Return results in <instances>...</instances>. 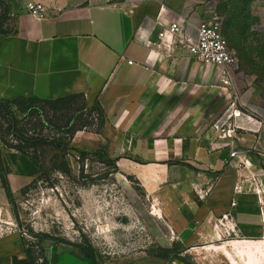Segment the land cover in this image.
Wrapping results in <instances>:
<instances>
[{
    "label": "crops",
    "instance_id": "0c3cea01",
    "mask_svg": "<svg viewBox=\"0 0 264 264\" xmlns=\"http://www.w3.org/2000/svg\"><path fill=\"white\" fill-rule=\"evenodd\" d=\"M47 7L44 19L28 2ZM14 32L0 39V99L81 95L104 117L77 135L102 151L153 199L194 264H264V105L248 79L196 59L179 39H198L209 17L188 0H5ZM264 30V0H254ZM179 22L181 33L161 32ZM243 116L230 117L234 110ZM13 192L40 164L2 145ZM0 171V213L8 203ZM254 248L252 255L241 250ZM249 249V248H248ZM255 255V256H254ZM170 264H187L179 258ZM0 264H31L23 235H0ZM53 264V263H52Z\"/></svg>",
    "mask_w": 264,
    "mask_h": 264
},
{
    "label": "rangeland",
    "instance_id": "374dc122",
    "mask_svg": "<svg viewBox=\"0 0 264 264\" xmlns=\"http://www.w3.org/2000/svg\"><path fill=\"white\" fill-rule=\"evenodd\" d=\"M188 3L221 17L230 49L240 60L239 75L250 80L264 105V30L256 9L251 6L242 38L227 30L229 0ZM210 5L214 10H209ZM11 28L12 22L7 21L4 30ZM41 106L42 113H23L12 106L8 116L0 114V136L18 142L7 123V117L16 115L20 134L22 130L28 137H59L69 146L38 145L31 150L43 162L41 174L18 193L11 189L12 196L8 195L6 209L0 213V232H20L36 264H44L45 256L53 264H170L180 254L177 238L167 221L153 213L152 197L104 152L88 151L81 140L74 141L85 132H102L105 120L100 108L87 106L82 98L57 111ZM83 151L89 153L85 158Z\"/></svg>",
    "mask_w": 264,
    "mask_h": 264
},
{
    "label": "trees",
    "instance_id": "16d2710c",
    "mask_svg": "<svg viewBox=\"0 0 264 264\" xmlns=\"http://www.w3.org/2000/svg\"><path fill=\"white\" fill-rule=\"evenodd\" d=\"M254 0H229L228 6H229V12L230 15L228 22H227V30L230 32L235 31L238 35H240L242 38H244L246 35L245 30L248 27L249 23V12L251 10V3ZM0 5L2 7V12L0 15V39L3 34L12 33L14 32V28L4 30V25L7 21L10 20V16L8 14V8L5 3V0H0ZM233 34V33H232ZM235 36V35H234ZM82 98L81 95L71 94L66 95L64 97H60L57 99H41L36 96L31 97H19L17 99L13 100H1L0 99V114H3L5 117L10 114V108L12 106L16 107L17 110L23 113H31L33 111H39V113H42V110L44 107L41 106L43 104L44 106L47 105L51 109L57 111L61 108L62 105H68L72 103L75 99ZM40 122L42 124H45L49 126L45 120L40 117ZM7 123L9 124L8 130L13 131L14 137L16 140H18L17 143H10L9 141H5L0 136V171H1V178L2 183L4 187L7 190V193L9 197L12 196L11 194V187L7 180V173L9 172L8 167L6 165L5 159L3 157L2 153V142L6 143V146L15 148L20 150L21 152L30 155L33 157L41 167H43V162L40 158V156L32 152L31 150L35 148L36 146H51V147H66L69 146L67 143H65L62 139H59V137H50V136H42L37 135L33 137H28L26 134H23V131L21 130V134L19 133L18 126L20 125V121L18 117L11 116L7 117ZM76 132V130L74 131ZM75 136V133L72 134L71 139H73ZM83 158L87 157L89 154L88 152H81ZM115 161V160H114ZM116 162V161H115ZM7 170V171H6ZM170 252V251H169ZM28 255L31 261V264H36V259L33 257L30 250H28ZM169 257V255H168ZM167 257V258H168ZM177 258L181 259L182 261L186 262L187 264H194L188 262L186 259H184L181 255H176ZM44 258V264H52L51 261L48 260V258L45 256Z\"/></svg>",
    "mask_w": 264,
    "mask_h": 264
},
{
    "label": "built area",
    "instance_id": "2783aa9c",
    "mask_svg": "<svg viewBox=\"0 0 264 264\" xmlns=\"http://www.w3.org/2000/svg\"><path fill=\"white\" fill-rule=\"evenodd\" d=\"M214 5L209 6V10H214ZM27 12L37 19H44L47 15V7L41 2H28L25 6ZM210 13V12H209ZM181 25L174 22L170 28L161 32L162 37H175L180 35ZM181 43L188 46L190 53L199 61L214 64L222 68L221 81L225 87H233L234 79L231 68L239 69L240 60L231 51L229 41L223 30L221 17L212 11L207 19L201 21L198 27V39L192 41L188 38L179 39ZM243 116L242 110H234L230 117ZM10 229L0 232V235L13 232Z\"/></svg>",
    "mask_w": 264,
    "mask_h": 264
},
{
    "label": "bare ground",
    "instance_id": "6f19581e",
    "mask_svg": "<svg viewBox=\"0 0 264 264\" xmlns=\"http://www.w3.org/2000/svg\"><path fill=\"white\" fill-rule=\"evenodd\" d=\"M248 248L246 250H241V252H240L241 255H247V254L252 255L254 253L253 251H256V250H254V248L252 246H249Z\"/></svg>",
    "mask_w": 264,
    "mask_h": 264
}]
</instances>
